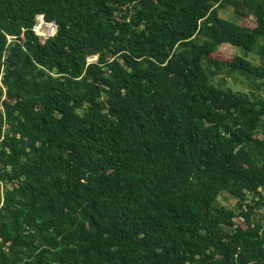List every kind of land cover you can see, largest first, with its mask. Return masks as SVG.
<instances>
[{
  "label": "trees",
  "instance_id": "obj_1",
  "mask_svg": "<svg viewBox=\"0 0 264 264\" xmlns=\"http://www.w3.org/2000/svg\"><path fill=\"white\" fill-rule=\"evenodd\" d=\"M2 70L0 264H264V0H0Z\"/></svg>",
  "mask_w": 264,
  "mask_h": 264
},
{
  "label": "rangeland",
  "instance_id": "obj_2",
  "mask_svg": "<svg viewBox=\"0 0 264 264\" xmlns=\"http://www.w3.org/2000/svg\"><path fill=\"white\" fill-rule=\"evenodd\" d=\"M222 16L228 19H232V20H236L242 24L246 23V20L238 18L234 12L232 8H228L227 10H225L224 12H222ZM218 53L223 56H234L235 54L241 53L240 51H238V49L229 43H224L222 45L219 46L218 49ZM243 53V52H242ZM244 54V53H243ZM98 60V56H91L89 58L90 62H96ZM2 78L0 77V85H2ZM218 81V78L215 80ZM226 86H230L232 87L235 91H249V83L247 82V80L240 76V74L237 75V77H227L226 78ZM264 193V190H263ZM218 204L219 205H223L227 208H236L237 207V199L234 198L233 196H231L229 193L227 192H223L220 194L219 198H218ZM259 213L264 214V208L263 209H259L258 210ZM243 222V218L242 217H238L236 218V223L237 224H241Z\"/></svg>",
  "mask_w": 264,
  "mask_h": 264
},
{
  "label": "built area",
  "instance_id": "obj_3",
  "mask_svg": "<svg viewBox=\"0 0 264 264\" xmlns=\"http://www.w3.org/2000/svg\"><path fill=\"white\" fill-rule=\"evenodd\" d=\"M34 31L40 37V40L44 43L50 37H53L58 31V24L55 21H47L44 14H38L36 17V23L34 26ZM9 41L13 38L9 36ZM4 70L0 73L2 78Z\"/></svg>",
  "mask_w": 264,
  "mask_h": 264
}]
</instances>
